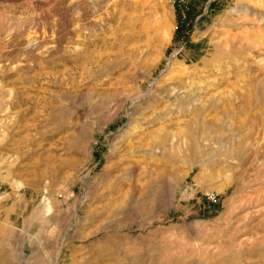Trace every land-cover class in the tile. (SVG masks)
Segmentation results:
<instances>
[{"label":"rangeland","instance_id":"obj_1","mask_svg":"<svg viewBox=\"0 0 264 264\" xmlns=\"http://www.w3.org/2000/svg\"><path fill=\"white\" fill-rule=\"evenodd\" d=\"M177 1L0 0V264H264V0Z\"/></svg>","mask_w":264,"mask_h":264},{"label":"built area","instance_id":"obj_2","mask_svg":"<svg viewBox=\"0 0 264 264\" xmlns=\"http://www.w3.org/2000/svg\"><path fill=\"white\" fill-rule=\"evenodd\" d=\"M178 7H179V11H180V17H181V24L185 25L186 20H187V15H188V8L186 7V3L187 1L185 0H178ZM210 201H215V196H211L209 197Z\"/></svg>","mask_w":264,"mask_h":264},{"label":"bare ground","instance_id":"obj_3","mask_svg":"<svg viewBox=\"0 0 264 264\" xmlns=\"http://www.w3.org/2000/svg\"><path fill=\"white\" fill-rule=\"evenodd\" d=\"M1 254V253H0ZM1 255H3V254H1ZM5 260H6V257L4 258Z\"/></svg>","mask_w":264,"mask_h":264}]
</instances>
